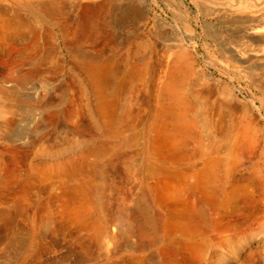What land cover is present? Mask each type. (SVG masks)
I'll list each match as a JSON object with an SVG mask.
<instances>
[{
  "label": "bare ground",
  "instance_id": "obj_1",
  "mask_svg": "<svg viewBox=\"0 0 264 264\" xmlns=\"http://www.w3.org/2000/svg\"><path fill=\"white\" fill-rule=\"evenodd\" d=\"M21 1L28 3L32 0ZM35 5L34 9L43 15L64 17V31L76 32L81 29L93 36L87 41L93 50L78 53L67 49L72 67L84 73L94 97L97 117H93L91 123L95 135L86 134L83 141L93 148L88 146L90 149L87 151L76 153L82 144L75 140L72 154L64 149L47 155L48 159L56 160L50 174L63 179L80 174L79 181L69 192L74 195L78 193L85 201L90 200L85 203L83 211L77 210V207L73 210L75 207L66 204V210L72 208L64 216L66 223L77 224L79 229L90 232L88 239L92 237L97 241L103 238L108 242L116 240L117 232L110 230V221L113 226H125L126 234L137 239L157 235L160 236L161 244L169 243L170 240L173 247L163 246L165 248L157 252L160 264H185L199 260L207 247L212 250L216 261L224 263L227 260L222 250H229L236 244L241 246L243 235L250 239L257 234L262 235L259 242L261 249L255 252L256 256H260L264 249V166L247 176L240 175L236 179L230 176V171L235 169L242 157L253 150L256 143L254 126L247 120L242 104H230L221 99L227 90L222 79L225 78L224 74L214 76L209 72L211 62L203 58L202 69L196 70V57L193 54L199 53L198 37L191 38L184 33L189 31L191 19L180 0L175 1L174 24H168L160 14H154L150 30L146 29V22H136L134 9L121 5V0H41ZM6 9H0V50L9 57L14 52L22 55L29 46H36L38 52L41 47V44L38 45L39 40L29 35L40 32L41 24L36 20L35 23L26 22L20 17L17 19ZM79 9L83 17L80 24L72 19ZM202 11L205 15H214L221 26L218 30H205L206 34L224 38L240 36L251 45L264 48V0H242L237 3L231 0L224 4L214 2L209 12L201 9L197 13ZM227 15L233 18H226ZM238 24L243 27H237ZM52 29L45 39L51 49L58 45L53 39ZM171 33L173 36L169 35ZM20 39L25 41V46L19 44ZM28 39L31 43L28 41L30 44L27 45ZM159 39L168 43H159ZM46 42L42 47H45ZM67 44L63 38L59 46L63 45L65 49ZM49 53L48 49L43 52L41 62L49 63ZM231 60L243 63L240 61L242 58L236 60L227 55L220 62L227 64ZM228 68L225 66L229 73ZM254 69L249 67V70ZM31 71L45 74L52 73L53 68L47 66L41 70L36 67ZM245 73L244 77L250 80V73ZM27 74L29 72L23 75ZM226 78H230L227 73ZM83 91L87 93L85 87ZM2 104L7 105L5 101ZM194 129L196 134L199 132L195 144L199 145L198 162L190 160L183 147L177 143L178 137H191ZM64 138L70 143L67 134ZM205 146L210 149L206 150ZM126 147L131 148L128 153L122 154L130 195L122 193L117 212L113 211L106 225L97 226L98 223L95 225V222L89 221V207L94 205L92 199L94 203L98 202L103 190L87 169L90 167L99 178L105 160ZM221 148L225 151V158L213 156ZM259 150L264 153V147ZM16 151L17 148H12L14 154L20 152ZM88 156L94 158L90 163ZM137 162L141 165L138 166ZM221 164L227 167V175L223 179L218 173ZM179 236L187 238L182 245ZM240 246L232 249V256L238 255ZM253 257L254 252L246 261L252 263Z\"/></svg>",
  "mask_w": 264,
  "mask_h": 264
},
{
  "label": "rangeland",
  "instance_id": "obj_2",
  "mask_svg": "<svg viewBox=\"0 0 264 264\" xmlns=\"http://www.w3.org/2000/svg\"><path fill=\"white\" fill-rule=\"evenodd\" d=\"M40 1L32 0L26 3L21 0H0V9L2 7L7 8L9 14L16 16L17 19L20 17L19 19H24L26 22H35L36 20L37 23L41 24L39 25L40 32L29 35L30 37L35 36L36 38H34L39 40L38 45L41 44V47H39L38 52L36 46L32 48L29 46L25 50L23 48L25 53L22 55L14 52V55L9 57L0 50V264H160L157 252L164 249L163 246L173 247L170 240L169 243L161 244L160 236L157 235L137 239L126 234L127 229L125 226H113L110 221V230L114 229L113 231L117 232L116 240L108 242L103 238L101 241H97L92 237L88 239L90 232L79 229L77 224L73 222L66 223L65 214L67 215L70 211L68 209L75 207L73 210L78 208L77 210L81 209L83 211L85 203L90 200L86 199L85 201L84 198H80L82 196L78 193L74 195L75 193L69 192L79 181L80 174H73L75 176L70 175L64 179L50 174L52 165L56 160L48 159L47 155L64 149H68L72 154L71 150L75 148L73 146L75 140L82 144V146L80 145L81 148L76 149V153L85 152L90 149L89 147L93 148L92 145L83 143V141L88 134L95 135L94 125L91 123L92 118L97 117V113L94 111V97L91 95L86 76L80 70H78L79 73L76 70L77 68L72 67L71 59L67 56V49L78 51V53L93 50L87 44V41L91 40L93 36L81 31V29L76 32L64 31L63 27L66 22L64 17L57 15L50 17L34 9L35 4ZM175 1L121 0V5L134 9L136 22L139 24L146 22V29L150 30L153 24L151 17L154 14H160L167 20L168 24H174ZM239 1L242 0H232V3ZM180 2L184 5L183 8L189 11L191 19L189 31L184 33H187L191 38L198 37L196 41H198L199 53L195 52L193 54L196 57L194 62L196 70L200 71L202 69L203 59H206L211 62L209 72H212L216 77L224 74L225 78L222 79L227 90L221 96V99L230 104L235 102L242 104L241 107L248 116L247 120L251 121L254 126V140L256 143L253 150H251L252 152L242 157L235 169L230 171L232 179H236L240 175L247 176L264 166V153L259 150L264 147V48L254 46V44L251 45L246 38L240 36L224 38L211 36L204 32L205 30H218L221 26L214 15H205L203 11L202 13L197 12L202 9L207 13L212 3L224 4L231 2V0H180ZM81 14V9H79L76 16L72 17L75 23L80 24L83 21ZM195 16H198L199 19L196 20ZM226 18L233 17L227 15ZM232 22L236 23L235 21ZM48 26L54 28L52 29L53 39L56 41L55 44H58L55 45L56 49L53 47L51 49V46L45 41L51 29ZM167 27L169 28V25ZM237 27L242 28L243 25L238 24ZM169 35L173 36L172 33ZM63 38L68 42L65 49L63 45L59 46ZM145 39H147V36ZM28 41L31 43V40L28 39L26 44H30ZM20 42V45L25 46L23 39H20ZM45 42L47 44L42 47ZM159 43L167 44L168 42L159 39ZM46 49L51 52L48 54L49 63L41 62L43 59L41 56H43ZM226 55L236 60L242 58L240 61L243 63L235 62V60H231L227 64L222 63L223 61L220 62ZM20 57H22V60L19 59ZM17 58L20 62L17 61ZM47 66L53 68L52 73H33L31 71L36 67L41 70L46 69ZM225 66L229 67V73L225 70ZM249 67L255 68V71L249 70ZM27 72L29 74L23 75ZM245 72L250 73V80L244 77ZM226 73L230 78H226ZM82 86L85 87L87 93L83 91L84 87ZM4 101L7 105L4 104L3 106L2 102ZM236 103L235 105H238ZM90 111L94 113L92 114ZM195 132L194 129L193 138L192 135L191 137L188 136L190 137H187L188 140L186 137H178L177 143L183 147L190 160L198 162L199 147L197 146L199 145L195 144L199 138V132L197 134ZM66 134L68 141L72 142L71 144L66 142V138H64ZM12 148H17L16 152H20L14 154ZM194 149L197 151L195 152ZM205 149L209 150L210 148L205 146ZM221 149L216 152L213 150L215 152L213 156H223L221 158H225V151L223 148ZM130 150V147H126L120 150L119 154L105 160L108 164L105 162V166L102 168L103 172L100 173L102 177L99 176L98 178L96 174H93L94 171L90 167L87 169V172L90 171L89 173H91L87 174L91 175L96 182L98 181L103 190L98 202H95V204L94 199H92L91 202L94 205L89 207V215L91 214L90 218L92 219L89 218V221L91 223L95 222L93 223L95 225L98 223L97 226L106 225L108 218H111V215L117 212L122 193L127 196L130 195L122 155L123 152L128 153ZM93 160L94 158L90 156L88 162L90 163ZM136 164L141 165L140 162ZM218 173L220 178L223 179L222 177L227 175V167L221 164ZM77 195L79 196L77 197ZM64 199L65 201H63ZM66 204H68V207H73L66 210ZM92 214L96 217L95 219ZM42 219L43 221H41ZM246 237L243 235L241 246L240 244L234 246L235 249L240 246L238 255L232 256L231 251L234 247L229 250H222L227 260L224 263L216 261L212 250L207 247L203 250L199 260H191L185 262V264H198L197 262L199 264H249L250 261L247 260V262L246 258L252 252H254V257L250 264H264V249L262 248L261 251L263 252L260 256L255 254L256 250L261 249V247L259 248V242L262 235L257 234L251 239ZM179 238L181 239L177 237L181 245L187 240L185 237L179 236ZM174 239L176 240V238Z\"/></svg>",
  "mask_w": 264,
  "mask_h": 264
}]
</instances>
